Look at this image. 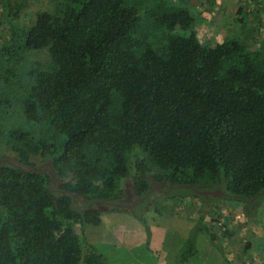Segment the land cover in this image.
<instances>
[{
  "label": "trees",
  "instance_id": "trees-1",
  "mask_svg": "<svg viewBox=\"0 0 264 264\" xmlns=\"http://www.w3.org/2000/svg\"><path fill=\"white\" fill-rule=\"evenodd\" d=\"M168 1L49 0L22 25V1H5L0 264H111L85 228L104 203L132 212L127 178L137 208L156 184L177 201L264 192V40L202 39L192 0ZM205 219L186 242L216 239Z\"/></svg>",
  "mask_w": 264,
  "mask_h": 264
},
{
  "label": "rangeland",
  "instance_id": "rangeland-1",
  "mask_svg": "<svg viewBox=\"0 0 264 264\" xmlns=\"http://www.w3.org/2000/svg\"><path fill=\"white\" fill-rule=\"evenodd\" d=\"M5 1L0 0V42L8 35L10 25L4 13ZM21 1V14L17 19L18 24L21 25L30 22L35 11L46 6L49 2V0ZM170 1L175 2V0ZM192 2L196 5L191 9L196 18L195 28L202 39L210 38L214 43L217 39L237 35L252 49L258 48L264 40V0H192ZM204 7L208 9L204 10ZM237 18L242 19L238 20ZM218 34L219 38H217ZM124 180V187L129 199L125 202L128 207L133 209L132 212L119 208L110 210L112 205L108 203L100 205L103 214L98 227V230H100L99 235L94 236L95 240L90 235L87 236L88 242L94 241L95 246L106 254L109 263L264 264V192L255 200L252 199L249 202L228 199L216 193H203L208 196L206 198L192 196L188 201H177L176 198H171L178 202L177 208L182 213L189 214L191 221L196 220L200 212H205V220L210 226V231L215 234L216 239L212 240L205 232H200L196 234V241H193V244L186 242L185 239L189 235L187 237L182 236L175 224L168 226L163 250L151 251L145 245H141L128 251L114 245L113 243L116 242L114 237H118L117 234L124 232L126 228L143 227L142 218L137 213L145 214V217H147L150 211L153 217L159 214L158 210L155 209V203L160 202L159 198L168 199L169 197H165L162 192H155L162 188L160 184H156L154 193L149 196L143 206L137 208L138 201L135 200L132 204L130 203L132 180L131 178ZM218 189L221 188L204 187L206 191ZM177 212L180 217H187L178 210ZM167 213L171 215L172 210L163 208L161 214H159L161 218L158 219H167ZM148 222L150 224L149 219ZM80 224L79 220L68 221L63 232L74 231L81 238ZM106 232L109 236L106 234L107 238H104L103 235ZM103 238L106 241H103ZM224 238L230 239L227 245ZM108 239L113 243H109ZM259 244L261 245L260 249L263 248V250H260L261 252L254 247V245L258 246ZM85 247L88 250V255L91 256V250L87 245ZM183 254H186V256L188 254L187 259L181 258ZM87 260V264H94L90 258Z\"/></svg>",
  "mask_w": 264,
  "mask_h": 264
},
{
  "label": "crops",
  "instance_id": "crops-1",
  "mask_svg": "<svg viewBox=\"0 0 264 264\" xmlns=\"http://www.w3.org/2000/svg\"><path fill=\"white\" fill-rule=\"evenodd\" d=\"M160 202H156L155 203V209L158 210L159 214H161V211L163 208H168L172 210V214L169 215L167 213V219H158L161 218L159 217V214L154 215L152 217L151 212L149 211V215L147 216L148 219L150 220V227H151V241H150V250L151 251H155V250H163L164 249V244L166 241V234H167V229L168 226L170 225H175L176 224V228L179 231V233H181L182 236L187 237L190 234L191 229L193 228L196 220L191 221V217H189L186 212L182 213V211H180L177 208V202L174 200H172L171 198H163L160 199ZM177 210L181 213V214H185L187 217H180L178 215ZM161 220H163V222H161ZM100 224H88L85 228V232H86V236H91L94 240L95 237L94 236H98L100 230H98ZM107 229V228H105ZM183 232H185V234H183ZM106 234H108V232L104 233L103 237H106ZM116 235V234H115ZM118 237H114L116 242L113 243L110 239H108L109 243H113L114 245H116L117 247H122L127 249L128 251L133 250L135 248L140 247L141 245H144L147 239V235H146V230L143 227H136V228H126L124 229V232H121L119 234H117ZM109 236V234H108ZM103 238V241L106 239ZM110 238V237H108ZM230 240V239H229ZM228 239L224 238V241L227 245ZM102 241V240H101ZM91 243H94V241H92ZM225 245V246H226ZM261 245L259 244L258 246L254 245L255 248H257V250L259 252H261L260 249ZM163 264V263H160Z\"/></svg>",
  "mask_w": 264,
  "mask_h": 264
},
{
  "label": "water",
  "instance_id": "water-1",
  "mask_svg": "<svg viewBox=\"0 0 264 264\" xmlns=\"http://www.w3.org/2000/svg\"><path fill=\"white\" fill-rule=\"evenodd\" d=\"M198 191L201 192V193H205V194H209V193H216V194H218V193H223V190H220V189L215 190V191H212V190H210V191H206V190H198Z\"/></svg>",
  "mask_w": 264,
  "mask_h": 264
}]
</instances>
